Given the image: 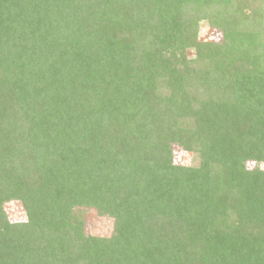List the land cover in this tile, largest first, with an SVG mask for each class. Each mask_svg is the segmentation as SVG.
Returning <instances> with one entry per match:
<instances>
[{
  "label": "trees",
  "instance_id": "trees-1",
  "mask_svg": "<svg viewBox=\"0 0 264 264\" xmlns=\"http://www.w3.org/2000/svg\"><path fill=\"white\" fill-rule=\"evenodd\" d=\"M230 1L0 0V264H264V0Z\"/></svg>",
  "mask_w": 264,
  "mask_h": 264
},
{
  "label": "rangeland",
  "instance_id": "rangeland-1",
  "mask_svg": "<svg viewBox=\"0 0 264 264\" xmlns=\"http://www.w3.org/2000/svg\"><path fill=\"white\" fill-rule=\"evenodd\" d=\"M245 1L247 2V0H244V2ZM238 2L242 4V7H245L246 11H252L253 9L261 8L263 4L262 1L255 4L253 2L244 4V2L242 3V0H231L228 5L218 4L215 11H217V15L219 14V16L222 18L229 16L233 18L234 15L239 17L240 8H238ZM248 7H250L249 10ZM260 33L261 37L263 38L264 30H261ZM199 39L202 42L222 44L224 34L220 27L216 25L211 26L208 20H205L200 24ZM172 150L176 164L189 166L196 162L195 155L185 152L179 145H173ZM250 166L252 167V165ZM6 212L9 220L12 223L26 220V214L22 208L21 202L16 199L9 200L6 203ZM85 220L86 232L88 235L96 237H110L112 235L114 227V220L112 218L100 217L95 213V211L89 210Z\"/></svg>",
  "mask_w": 264,
  "mask_h": 264
}]
</instances>
